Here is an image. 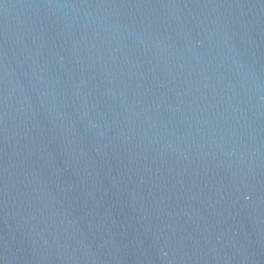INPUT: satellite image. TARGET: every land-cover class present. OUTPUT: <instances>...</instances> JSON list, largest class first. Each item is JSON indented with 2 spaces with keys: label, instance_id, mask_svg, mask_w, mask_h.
<instances>
[{
  "label": "water",
  "instance_id": "obj_1",
  "mask_svg": "<svg viewBox=\"0 0 264 264\" xmlns=\"http://www.w3.org/2000/svg\"><path fill=\"white\" fill-rule=\"evenodd\" d=\"M0 264H264V0H0Z\"/></svg>",
  "mask_w": 264,
  "mask_h": 264
}]
</instances>
